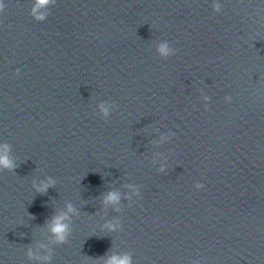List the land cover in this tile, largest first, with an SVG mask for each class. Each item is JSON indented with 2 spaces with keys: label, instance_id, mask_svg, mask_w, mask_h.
I'll list each match as a JSON object with an SVG mask.
<instances>
[{
  "label": "water",
  "instance_id": "obj_1",
  "mask_svg": "<svg viewBox=\"0 0 264 264\" xmlns=\"http://www.w3.org/2000/svg\"><path fill=\"white\" fill-rule=\"evenodd\" d=\"M37 2L0 12V264H264V0Z\"/></svg>",
  "mask_w": 264,
  "mask_h": 264
},
{
  "label": "clouds",
  "instance_id": "obj_2",
  "mask_svg": "<svg viewBox=\"0 0 264 264\" xmlns=\"http://www.w3.org/2000/svg\"><path fill=\"white\" fill-rule=\"evenodd\" d=\"M47 4H55V0H38L37 6H43ZM214 10L216 12H219L221 10V5L219 3H216L213 5ZM5 9V0H0V12H3ZM167 46L166 45H161L160 51L165 52ZM207 99V97H205ZM101 111L107 115L108 109L105 108L103 105H101ZM9 146L7 144L0 145V168L4 169H11L14 165L12 161L9 158ZM52 181L49 180L47 183H43L41 186L38 187L39 191H46L47 188L51 185ZM195 189L200 190L204 188L203 183L197 181L194 185ZM119 197L115 192H110L104 199V203L107 204H115L118 201ZM69 212L73 211L71 206L69 205ZM67 219V214H61L60 216H57L53 220V224L51 227V231L55 235L56 242H63L66 239L67 232H68V224L65 223L64 221ZM110 230H114L117 225L108 223L106 225ZM40 247H44L41 245ZM29 257H33V252L30 249L28 253ZM35 259H43V260H49L50 257L45 255L43 257L40 256H35L33 257ZM105 264H131V258L128 255H125L123 257H117L113 256L109 258Z\"/></svg>",
  "mask_w": 264,
  "mask_h": 264
}]
</instances>
